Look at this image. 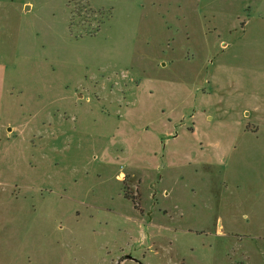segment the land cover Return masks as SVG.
<instances>
[{
  "label": "rangeland",
  "instance_id": "rangeland-1",
  "mask_svg": "<svg viewBox=\"0 0 264 264\" xmlns=\"http://www.w3.org/2000/svg\"><path fill=\"white\" fill-rule=\"evenodd\" d=\"M0 264H264V0H0Z\"/></svg>",
  "mask_w": 264,
  "mask_h": 264
},
{
  "label": "water",
  "instance_id": "water-1",
  "mask_svg": "<svg viewBox=\"0 0 264 264\" xmlns=\"http://www.w3.org/2000/svg\"><path fill=\"white\" fill-rule=\"evenodd\" d=\"M29 7V5H27V8Z\"/></svg>",
  "mask_w": 264,
  "mask_h": 264
}]
</instances>
